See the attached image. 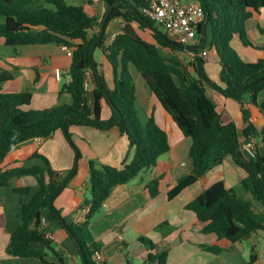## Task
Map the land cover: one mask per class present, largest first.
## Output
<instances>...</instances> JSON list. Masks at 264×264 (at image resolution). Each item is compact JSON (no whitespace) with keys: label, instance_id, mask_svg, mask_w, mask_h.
<instances>
[{"label":"trees","instance_id":"trees-1","mask_svg":"<svg viewBox=\"0 0 264 264\" xmlns=\"http://www.w3.org/2000/svg\"><path fill=\"white\" fill-rule=\"evenodd\" d=\"M103 1L106 11L99 21L83 6L71 5L66 0H0V39L6 46L56 44L72 50L70 81L60 89V94L71 96L69 104L25 110L24 107L31 104L33 92L4 93L1 84L12 81L14 76L0 66V188L8 187L13 178L24 176H34L39 185L38 192L22 205L21 224L11 234L6 250L9 256L36 258L43 264H64L62 253L56 250L43 227V220L50 216L74 242L81 264H97L95 255L101 249L90 230L91 220L117 186L129 183L141 172L154 167L159 158L170 151L169 137L154 117L147 124L141 122L136 109V85L130 72L131 65L142 75L183 135L191 140V171L176 181L170 173L160 175L148 187L152 197L169 189L168 199L173 200L231 157L246 173L239 190L250 192L264 207V127L258 129L251 122L254 110L264 117V101H259V95L264 91V57L257 62H246L231 46L234 36L238 35L244 46L264 51V44L254 46L246 31L247 22L261 16L264 0H196L205 12V21L198 27L199 45L190 48L170 37L148 16L152 0ZM112 5L115 6L105 31L109 23L117 19L124 21V27L107 46L105 32L100 34ZM95 27L99 30L91 34ZM139 30L149 31L154 43L146 41ZM258 30L264 36V27H258ZM206 47L215 54L220 67L217 81L210 78L205 58L198 56L199 49ZM97 49L103 50L113 66L112 88L94 59L93 53ZM163 50L193 52L195 56L188 67L178 57L165 56ZM90 70L95 83L92 98L86 89V76ZM207 88L240 105L239 124L229 114L218 111ZM103 101L111 109L108 120L102 119ZM247 104L254 110L247 108ZM73 126H90L102 131L116 127L127 137L129 149L134 151L132 161H125L122 168L103 165L96 160L89 162L91 199L84 206L90 210L85 221L80 223L67 222L54 204L76 176L82 158L71 132ZM58 131L75 153L73 169L63 181L56 180L58 173L52 169L49 160L38 153L32 154L27 162L38 160L43 165L1 166L19 145L34 139H51ZM252 138L257 141L256 155L249 158L243 154L241 146ZM239 190L228 189L225 182L219 180L192 200L186 209L199 221L208 223L205 233H214L220 240L235 244L253 239L264 231V214L257 213L252 202L240 195ZM14 191L27 196L30 187ZM4 223L5 218L1 215L0 227ZM139 241L150 251L156 249L147 237H140ZM200 248L213 254L220 252L216 245H201ZM255 249L256 245L253 251ZM49 255L57 256L60 262L49 261ZM255 259L252 255L250 264ZM148 262L169 264L168 252L150 253ZM125 264L133 263L128 260Z\"/></svg>","mask_w":264,"mask_h":264},{"label":"crops","instance_id":"crops-1","mask_svg":"<svg viewBox=\"0 0 264 264\" xmlns=\"http://www.w3.org/2000/svg\"><path fill=\"white\" fill-rule=\"evenodd\" d=\"M74 1L76 3L71 5L83 6L89 15L102 21L106 11V4L103 0ZM180 1L183 4L197 3L196 0ZM123 27L122 19L109 23L105 31L107 46ZM258 27H264V10L259 18L250 19L246 24L250 41L254 46L260 47L264 44V36L260 34ZM98 30V27H95L90 33L95 34ZM143 32L145 34L139 30V34L146 41L154 43L150 32ZM238 40L242 46L239 43L236 44L235 37L232 42L241 50L244 48L247 50H244L247 54V57L244 55L246 62H257L259 58L264 57V51L244 46L240 37ZM8 47L11 49H7ZM205 49L208 50V47ZM98 50L100 54L98 58H95ZM93 56L99 68L104 72L108 86L112 88L113 66L107 60L106 54L102 49H97ZM0 66L9 70L14 76L12 81L1 84L3 92L8 93L4 89L9 84H17L11 89L19 88L23 89L22 92L27 90L33 92L31 104L24 107L25 110H41L58 104L71 103L72 98L69 94H60L61 86L70 81L71 66V57L62 47L56 44L11 47L6 46L2 39L0 40ZM57 70L61 72L60 79L56 76ZM217 70L218 78L220 72L218 63ZM130 72L136 85V109L141 122L147 124L150 118L154 117L157 125L167 133L171 149L159 158L154 167L141 172L129 183L117 186L105 201L100 212L91 220L89 227L96 242L100 245L102 264H125L128 260L133 264H158L157 262L146 263L147 258L150 253L157 254L162 251L168 252L169 264H250L252 255L256 257L253 264H264V231H260L255 238L250 239L251 245H245L244 241L233 244L225 239L220 240L214 233H205L204 229L208 223L199 221L192 211L186 209L192 200L219 180H223L228 189L239 188L246 173L235 165L231 157L226 158L221 166L214 168L203 180L185 189L173 200L168 199L169 189L152 197L148 187L160 175L170 173L176 181L191 171L192 162L189 157L191 140L183 135L172 116L152 94L146 81L133 65L130 66ZM86 83L89 86L87 93L92 98L95 88L92 70L86 76ZM213 92L217 100L215 103L218 111L229 114L239 124L240 105L234 100L231 101ZM207 93L211 97L208 90ZM259 101H264V98L260 99V95ZM246 107L254 110L251 104H247ZM110 116L111 109L103 101L102 119L108 120ZM261 116L255 110L251 116V122L258 129H262L257 124ZM71 132L81 150L82 158L78 163L76 176L69 181L54 204L57 209L61 210L67 222L80 223L85 221L87 215L83 211L84 203L91 199L88 197L89 193L91 195L89 162L96 160L103 165L122 168L125 161L127 163L132 161L134 151L129 149L127 137L121 134L116 127L102 131L90 126H73ZM34 153L43 155L49 160L52 169L58 173L57 181L61 182L70 175L75 153L60 131L51 139H34L19 145L7 156L1 166L43 165L38 160L27 162V159ZM226 166L233 171V181L227 179ZM23 187H30L29 195L22 196L14 191L16 188ZM38 190L39 185L34 176L13 178L8 187L0 188V216L5 218L4 225L0 227V264H43L36 258L9 256L6 251L11 234L21 224L23 203L29 202ZM43 227L46 236L52 240L56 250L62 253L64 264H81L77 247L57 220L47 216L43 220ZM140 237L151 239L156 249L154 251L147 249L139 241ZM201 245H216L220 252L218 254L206 252L200 248ZM255 245L256 249L253 251ZM37 248H42V246L37 245ZM48 260L60 262L55 255H49Z\"/></svg>","mask_w":264,"mask_h":264},{"label":"built area","instance_id":"built-area-1","mask_svg":"<svg viewBox=\"0 0 264 264\" xmlns=\"http://www.w3.org/2000/svg\"><path fill=\"white\" fill-rule=\"evenodd\" d=\"M148 16L160 25L164 31L184 47L190 48L199 45L198 27L205 21V12L198 3L183 4L180 0H152L151 8L147 12ZM62 49L69 57H72V50L66 46ZM209 51L199 49L198 56L207 57ZM192 57L193 52L189 53ZM60 70L56 71V76L60 79ZM86 89H89L86 83ZM257 141L252 138L244 141L241 151L247 157L252 158L256 155ZM90 207H85L83 211L88 213ZM97 264L103 263L102 254L95 255Z\"/></svg>","mask_w":264,"mask_h":264},{"label":"rangeland","instance_id":"rangeland-1","mask_svg":"<svg viewBox=\"0 0 264 264\" xmlns=\"http://www.w3.org/2000/svg\"><path fill=\"white\" fill-rule=\"evenodd\" d=\"M67 2L69 3V4H73V3H76L74 0H67ZM51 8V7H50ZM157 26L161 29V30H163L164 31V29L160 26V25H158L157 24ZM141 33H144L143 31H140ZM145 34V33H144ZM235 38H236V44L237 43H239L240 44V42H239V40H238V38H239V36H234ZM1 41H2V39H0ZM198 41H200V38L198 37ZM209 41H210V39H209ZM235 42V41H234ZM231 46L237 51V53L239 54V56L242 58V60H244V61H246V59H245V57H244V55L247 57V54H246V49L244 48V49H240L238 46H235V44L233 43V42H231ZM240 46H242L241 44H240ZM208 47H209V43H208ZM243 48V47H242ZM7 49H11L10 47H8ZM201 50V49H200ZM239 50V51H238ZM244 50H246V51H244ZM208 51L210 52V50L208 49ZM249 53V52H248ZM99 54H100V51L98 50L97 51V54H96V56H95V58H98V56H99ZM163 54L165 55V56H167V57H178L186 66H188V67H190L189 66V63L192 61V59H193V57H192V55H190L187 51L186 52H176V53H173L172 51H169V50H163ZM205 60H206V62H207V64H206V70H207V72H208V74H209V76H210V78L213 80V81H217L218 80V78H217V75H218V70H217V58H216V56H215V54L214 53H212V52H210V53H208V55H207V57H205ZM191 70H192V68H190ZM14 85H16L17 86V84H9L7 87H5V89H4V91H6V92H8V93H12V92H14V93H19L20 91L22 92L23 91V89L21 90V89H19V88H17V89H11L12 88V86H14ZM207 90H208V92L211 94V98L217 103V100H216V98H215V95H214V92H213V90H211L210 88H207ZM5 93V92H4ZM264 98V91L260 94V99H263ZM231 101H233V100H231ZM258 126L260 127V128H263L264 127V117L263 116H261L260 118H259V120H258ZM225 173H226V176H228L227 177V179L228 180H232L233 181V178H234V174H233V171L231 170V169H229L227 166H226V168H225ZM211 177H213V174H211ZM229 177H230V179H229ZM237 189H239V188H237ZM239 194L240 195H242L244 198H247L248 200H250L251 202H252V204H253V209L257 212V213H259V214H264V207H263V205L259 202V201H257L254 197H253V195L250 193V192H245V191H242V190H239ZM88 197H91V195H90V193L88 194ZM244 243H245V245L247 244V245H251V241L250 240H245L244 241ZM222 250V249H221Z\"/></svg>","mask_w":264,"mask_h":264},{"label":"water","instance_id":"water-1","mask_svg":"<svg viewBox=\"0 0 264 264\" xmlns=\"http://www.w3.org/2000/svg\"><path fill=\"white\" fill-rule=\"evenodd\" d=\"M114 6H115V5H112V6L108 9V11H107V13H106V16H105L104 21H103V24H102V29H101V34H100V36H102V35L104 34V32H105V24H106V22H107V20H108V18H109V16H110V13H111V11H112V9H113ZM205 31H206V28H205Z\"/></svg>","mask_w":264,"mask_h":264}]
</instances>
